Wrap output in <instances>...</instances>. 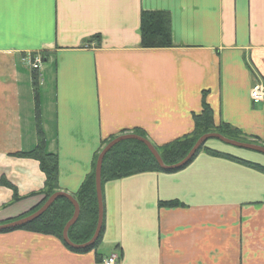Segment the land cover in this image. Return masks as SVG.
<instances>
[{"label": "crops", "instance_id": "obj_1", "mask_svg": "<svg viewBox=\"0 0 264 264\" xmlns=\"http://www.w3.org/2000/svg\"><path fill=\"white\" fill-rule=\"evenodd\" d=\"M142 10L168 12L172 47L140 46ZM257 80L264 0H0V221L41 199L38 161L15 155L37 144L36 95L59 191L72 195L103 139L139 128L160 145L189 133L203 92L216 123L264 145V102L250 98ZM208 146L264 166L259 152ZM101 192L97 250L15 229L0 232V264H104L112 254L117 264H264L263 171L201 151L180 170L109 180ZM166 200L184 206L158 205Z\"/></svg>", "mask_w": 264, "mask_h": 264}, {"label": "trees", "instance_id": "obj_2", "mask_svg": "<svg viewBox=\"0 0 264 264\" xmlns=\"http://www.w3.org/2000/svg\"><path fill=\"white\" fill-rule=\"evenodd\" d=\"M139 37L140 46L143 48H164L172 47L173 41L171 36L170 17L167 11L162 10H142L139 17ZM99 41L98 37L95 36ZM34 86L38 85L37 75L33 76ZM37 90V87H35ZM35 112L37 117V144L29 151L15 153L17 156H26L36 159L39 163V167L45 175L44 185L37 193L41 197L40 201L28 212L23 213L17 217L9 218L4 221H0V224L8 223L10 221L22 218L36 211L52 194L59 192L58 187V159L54 152H50L46 149V142L44 135L40 128L39 123V101L37 95L35 96ZM193 128L189 133L181 135L169 142L156 145L153 144L157 150L162 161L167 166H172L180 162L190 151L197 139L206 133L216 132L225 137L243 141L253 142L260 144L256 139H248L238 129L232 127L230 124L220 121L218 123L214 120L213 110L205 99L203 92V98L201 101V110L198 113H193ZM135 133L148 139L144 130L135 128L131 131L122 130L117 135L125 133ZM117 135H110L101 142L100 149L95 152L93 160L91 162V169L86 175L85 179L80 184L79 188L72 193L73 198L76 200L79 206V214L76 221L68 228L67 236L70 242L74 245H83L91 239L96 229L98 220V203L95 189V165L98 153L102 146L108 143L111 139ZM201 151H204L211 155L223 156L235 161L244 163L248 166L256 168L264 172V166L240 159L231 154L221 152L210 148L204 143L193 155V157L183 166L177 169L165 170L160 168L155 157L146 147V145L136 139H124L113 145L107 153L104 155L101 164V186L104 182L109 180L119 179L146 171H158V172H174L182 169L189 164L194 157ZM5 185L12 187L9 183L2 182ZM14 193V199H17L16 190L12 187ZM159 206L163 207H179L184 206L182 202L177 200L160 201ZM74 212V206L71 201L60 196L37 218L27 222L21 226L1 230L0 232H8L15 229H23L43 234H50L61 240L70 250L75 252H87L89 250H97L102 241L103 233V220L98 238L94 244L86 247H72L66 244L63 240V228L66 222L72 217ZM99 259V254H96Z\"/></svg>", "mask_w": 264, "mask_h": 264}, {"label": "water", "instance_id": "obj_3", "mask_svg": "<svg viewBox=\"0 0 264 264\" xmlns=\"http://www.w3.org/2000/svg\"><path fill=\"white\" fill-rule=\"evenodd\" d=\"M210 138H216L220 140L222 143L238 147V148H243V149H249L253 150L256 152H259L264 155V146L260 144H255V143H250V142H243V141H237L228 137H225L219 133L216 132H211V133H206L200 136L197 141L194 143L190 151L187 153V155L178 163L172 165V166H167L164 164L162 161L161 157L159 156L157 150L153 146V144L145 137H142L140 135H137L135 133H125L122 135H118L115 138L111 139L108 143H106L100 152L98 153L97 160H96V165H95V189H96V197H97V203H98V220H97V225L96 229L94 231L93 236L89 241L84 243L83 245H74L70 242L67 232L68 228L76 221L78 214H79V206L76 202V200L73 198V196L69 193H65L62 191L56 192L52 194L51 196L48 197V199L40 206L36 211L32 212L31 214L24 216L22 218L10 221L8 223L0 224V231L9 229V228H14L21 226L27 222H30L37 218L39 215H41L54 201L56 198L60 196H64L68 198L71 203L74 206V212L72 217L66 222L64 228H63V240L66 244L72 247H86L94 244L96 239L98 238L100 229H101V224H102V217H103V210H102V192H101V180H100V175H101V164L104 155L107 153V151L115 145L117 142L124 140V139H136L146 145V147L150 150V152L153 154L155 157L158 165L160 168L165 169V170H171V169H177L180 168L181 166L185 165L196 153V151Z\"/></svg>", "mask_w": 264, "mask_h": 264}, {"label": "built area", "instance_id": "obj_4", "mask_svg": "<svg viewBox=\"0 0 264 264\" xmlns=\"http://www.w3.org/2000/svg\"><path fill=\"white\" fill-rule=\"evenodd\" d=\"M25 60L29 64V66L36 70L41 67V59L38 56L32 57L31 55H27ZM250 97L253 103L258 104L264 102V83L261 81H256L250 90ZM104 264H117V255L112 254L108 258L103 260Z\"/></svg>", "mask_w": 264, "mask_h": 264}, {"label": "rangeland", "instance_id": "obj_5", "mask_svg": "<svg viewBox=\"0 0 264 264\" xmlns=\"http://www.w3.org/2000/svg\"><path fill=\"white\" fill-rule=\"evenodd\" d=\"M259 81H261V80H259ZM120 135H122V134H120ZM118 136V135H117ZM207 145L208 144H211V143H218V144H220V145H227V144H224V143H222L220 140H218V139H216V138H210L209 140H207L206 142H205ZM103 147V146H102ZM102 149V148H101Z\"/></svg>", "mask_w": 264, "mask_h": 264}]
</instances>
